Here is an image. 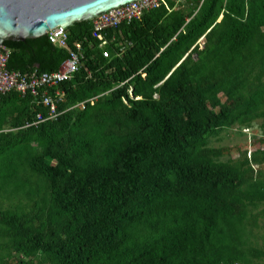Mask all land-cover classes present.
Masks as SVG:
<instances>
[{"label": "trees", "instance_id": "16d2710c", "mask_svg": "<svg viewBox=\"0 0 264 264\" xmlns=\"http://www.w3.org/2000/svg\"><path fill=\"white\" fill-rule=\"evenodd\" d=\"M166 4L106 31L111 58L91 22L69 28L85 60L49 89L56 119L26 127L50 108L1 96L0 264H264V137L237 160L211 146L264 128V0ZM5 46L23 74L70 55L48 36Z\"/></svg>", "mask_w": 264, "mask_h": 264}, {"label": "built area", "instance_id": "2783aa9c", "mask_svg": "<svg viewBox=\"0 0 264 264\" xmlns=\"http://www.w3.org/2000/svg\"><path fill=\"white\" fill-rule=\"evenodd\" d=\"M162 5L167 6L166 0H139L128 5L111 10L92 20L93 36L99 41L98 49L104 58H111L113 51L110 41L105 32L110 29L118 28L124 22H132L141 19L145 13L160 8ZM49 41L61 48L69 49V31L67 28L56 27L48 33ZM69 58L54 72L37 73H21L20 71H10L8 62L11 50L2 45L0 46V98L6 93L15 91L25 95L31 93L35 97H40L41 102L49 107L48 116L42 117L37 114V122L27 124L26 127L38 125L47 120L56 119L57 102L63 101L65 93L58 90L56 100L49 96V89L57 88L62 83L70 81L74 75L80 70L85 60L83 42H76L73 49H69ZM43 91V93H41ZM85 108L84 105H81Z\"/></svg>", "mask_w": 264, "mask_h": 264}, {"label": "water", "instance_id": "95a60500", "mask_svg": "<svg viewBox=\"0 0 264 264\" xmlns=\"http://www.w3.org/2000/svg\"><path fill=\"white\" fill-rule=\"evenodd\" d=\"M139 0H0V46L71 28Z\"/></svg>", "mask_w": 264, "mask_h": 264}, {"label": "rangeland", "instance_id": "374dc122", "mask_svg": "<svg viewBox=\"0 0 264 264\" xmlns=\"http://www.w3.org/2000/svg\"><path fill=\"white\" fill-rule=\"evenodd\" d=\"M203 39L199 42L203 48ZM156 95L155 97H157ZM264 137L263 120H256L251 127H237L223 132L219 137L214 138L211 146L224 150L223 160L242 158L245 152L250 153L263 148L261 139ZM258 168V167H256ZM264 208L261 205L260 210ZM257 232V242L260 247H264V218H261Z\"/></svg>", "mask_w": 264, "mask_h": 264}, {"label": "crops", "instance_id": "0c3cea01", "mask_svg": "<svg viewBox=\"0 0 264 264\" xmlns=\"http://www.w3.org/2000/svg\"><path fill=\"white\" fill-rule=\"evenodd\" d=\"M168 7V6H167ZM91 23H92V21H90ZM92 26H93V24H92Z\"/></svg>", "mask_w": 264, "mask_h": 264}, {"label": "clouds", "instance_id": "9594fccd", "mask_svg": "<svg viewBox=\"0 0 264 264\" xmlns=\"http://www.w3.org/2000/svg\"><path fill=\"white\" fill-rule=\"evenodd\" d=\"M68 31H69V29H68Z\"/></svg>", "mask_w": 264, "mask_h": 264}]
</instances>
